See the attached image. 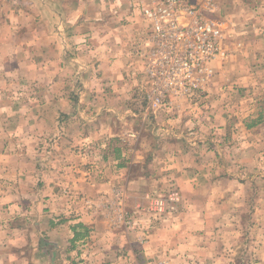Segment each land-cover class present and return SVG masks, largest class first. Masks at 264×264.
<instances>
[{"label":"rangeland","instance_id":"rangeland-1","mask_svg":"<svg viewBox=\"0 0 264 264\" xmlns=\"http://www.w3.org/2000/svg\"><path fill=\"white\" fill-rule=\"evenodd\" d=\"M187 2L204 7L198 18L200 38L190 32L187 36L189 44H196L193 52L185 42L174 47L156 39L144 14L152 0H100L96 8L100 14L90 19L93 22L108 23L110 18L125 27L123 13L132 10L137 12L134 20L138 16L143 20L129 37L141 68L134 65L128 71L133 86L126 87L127 112L115 113L128 120L129 130L123 132L121 127L111 134L108 124L113 116L108 112L99 127L92 125V117L79 113L73 129L89 132L95 126L89 138L106 143L82 146L89 149L87 153L80 154L82 149L76 148L80 145L71 147L68 142L63 144V160L56 161L62 148L56 135L41 130L39 122H27L34 105L29 81L13 78L18 67L9 73V65L1 66L0 80L4 77L7 84L10 78L11 91L21 85L22 89L21 95L0 94L3 109L15 103L12 111L0 109V120L16 124L22 119V126L4 121L7 126L0 127V199L18 204L0 219L10 218L17 226L22 237L9 238L25 256H32L31 247L39 252L45 245L43 221L54 212L62 219L83 214L85 219L90 214L105 219L101 227L119 232L109 242L120 249L125 248L128 233L140 235L143 254L134 256V264H264V0ZM35 4V0H0V10L21 7L26 12ZM2 19L0 28L13 25L14 30L39 23L23 13ZM179 20L191 26L189 15ZM215 30L217 36H211ZM205 33L208 38L202 37ZM213 41V55L204 59ZM90 48L91 44L79 51L89 54ZM154 51L168 57L152 63ZM69 52L75 53V47ZM166 79L171 85L165 84ZM72 81L77 87V80ZM0 88L6 89L3 81ZM36 109L46 115L43 106ZM66 122L64 117V128ZM12 133L16 136L9 141ZM141 139H146L143 144ZM135 154L147 163L144 169L137 160L132 165ZM154 155L172 160L161 166L152 163ZM105 156L116 162L103 161ZM178 160L192 166L191 175L167 169L182 164ZM78 163L82 175L52 178L53 173L77 169ZM121 165L132 166L131 173ZM89 166H98L101 172L94 177ZM136 246L140 247L137 242Z\"/></svg>","mask_w":264,"mask_h":264},{"label":"crops","instance_id":"crops-1","mask_svg":"<svg viewBox=\"0 0 264 264\" xmlns=\"http://www.w3.org/2000/svg\"><path fill=\"white\" fill-rule=\"evenodd\" d=\"M35 1L36 4L31 11L25 12L21 7L0 10V21L3 20V16L19 15L22 17V13L30 15L34 21L39 20L37 24L30 23V27L21 25L15 30L16 26L3 24L0 28V69L3 64L9 65L8 70L11 73L13 68L18 67L20 70L13 78L20 77V80L29 81L28 92L32 95L31 101L34 105L28 114L29 119L27 120L26 117L25 120L28 124L39 122L41 130L44 128L50 132L49 135H56L54 139L62 146L60 157L57 156L56 160L59 161L63 160L61 156L65 143H71V147L80 145L76 147L78 151L82 149L80 154L83 153V150L84 153L88 152L87 146L98 147L102 142L106 144L105 141H98V137L97 139L89 138L93 129L95 130V126H92V130L89 132H85L84 129H73L76 127L77 121H80L79 113H86L88 117H92V125L97 124L99 127L100 124L106 122V113L104 112H108L107 114L113 116L108 124L111 134L112 131L121 127H123V132L131 128L130 123H127L128 120L123 115H118L119 118H117L115 113L127 112L126 87H128L127 85L133 86L132 79L128 77V71L132 70L134 65L138 70L141 68L139 61L134 59L135 56L131 53L133 41H129V37L131 34L133 36L134 32L140 28L143 20L139 16L137 17L138 21L134 20L137 12L132 10L130 13L128 11L123 13L127 20L125 27L113 24L110 18L105 21L108 23L93 22L90 19L98 17L100 14L96 10L97 6H100V0ZM87 5H93V7L88 10ZM44 16H49L51 19L48 20V17L44 19ZM42 19L44 23H42ZM51 20L54 22L51 23ZM25 30L27 34L24 35ZM19 33L21 36L17 35ZM89 44H91L89 54L79 51L82 48L88 50ZM72 46L75 47V53L71 52L70 54L69 49ZM1 79L0 82H4L6 89L0 88V94L21 95L19 90L22 89V85L11 91V79H8L7 84L4 77ZM73 79L77 80V87L72 81ZM123 85L124 88L120 89V86ZM110 86L111 88L107 90V87ZM10 104L5 106L6 110L2 107L0 109L12 111L15 103ZM36 105L38 109L43 106V112L46 115L38 114ZM64 117L67 119L64 124L65 128L63 126ZM68 119H72V121ZM4 121L8 126H22V119L13 124L11 119L1 118L0 127L7 126ZM89 123L90 121L87 120L84 124ZM15 136L16 134L12 133L9 136V141ZM145 140L141 139L140 144H143ZM84 145L86 147L82 148ZM70 146L67 150H71ZM135 155L132 165L137 160L138 163H141L139 166L144 169L147 163L142 164L143 161L138 159L140 156ZM107 160L112 162L110 156H105L103 161ZM167 160L172 159L162 155L157 158L154 155L151 161L163 166V162ZM178 161L182 164H171L167 166V169L172 168L170 170L175 171L177 168L182 171V174L191 175L192 166L181 160ZM122 167L125 172L131 173L132 166ZM79 170H81V165L78 163L77 169H70L69 173L66 171L62 174L53 173L52 178L56 175H60V177L82 175V173L78 174ZM89 170L93 171L94 177L95 174L101 172L98 166H89ZM75 187H78V184ZM108 187H111L109 183ZM17 207L16 203L0 199V214L8 216L9 210ZM83 215L69 219L58 218L54 212H51V218L45 215L43 221V230L46 236L45 247L43 246L38 252L35 247L30 246L29 241L28 244L33 249L31 257L25 256L22 251L17 250L9 238V236L15 237L14 239L19 241L22 237L16 233L17 226H14L12 219H0V264H134V256L143 254L144 246L138 243L140 235L128 233L126 235L127 244L125 245L124 242L125 248L120 249L116 246L117 244L109 242L110 238L118 237L119 232L109 227H106V230L102 229L101 223L105 222V219L91 214L85 219ZM122 237L124 238V236ZM136 242L140 247L136 246Z\"/></svg>","mask_w":264,"mask_h":264},{"label":"built area","instance_id":"built-area-1","mask_svg":"<svg viewBox=\"0 0 264 264\" xmlns=\"http://www.w3.org/2000/svg\"><path fill=\"white\" fill-rule=\"evenodd\" d=\"M203 9L204 7L200 5L189 4L187 0H152V5L144 7V14L151 20L153 24L156 39H160L166 43H171L174 47L180 46L185 42V47H192L193 52L196 44L195 42L192 43V45L189 44V41H187V36L190 32L196 34V38H200L201 35L199 32L202 31V27L198 24V18L202 16ZM182 15H189V17H191L190 27H187L184 25V23L180 22L179 17ZM210 32L211 36L214 35V37L218 34V30ZM202 37L208 38L209 35L205 33ZM214 49L215 42L213 41L209 43V46L206 50L208 54L204 59H208L210 56H212ZM152 54V60L150 58L152 63H156L158 58L164 59L168 57H162L155 51ZM171 83L172 81L170 79L165 80V84L167 86L171 85Z\"/></svg>","mask_w":264,"mask_h":264}]
</instances>
